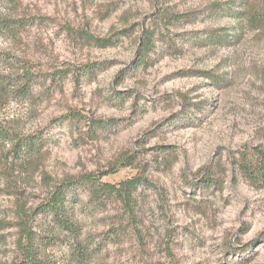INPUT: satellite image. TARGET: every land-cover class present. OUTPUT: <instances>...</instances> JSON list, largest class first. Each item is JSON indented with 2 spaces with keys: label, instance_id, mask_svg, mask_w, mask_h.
Instances as JSON below:
<instances>
[{
  "label": "rangeland",
  "instance_id": "374dc122",
  "mask_svg": "<svg viewBox=\"0 0 264 264\" xmlns=\"http://www.w3.org/2000/svg\"><path fill=\"white\" fill-rule=\"evenodd\" d=\"M227 1H18V14L34 23L19 40L0 35V57L27 64L38 80L36 99H2L0 126L25 136L44 133L51 153L44 171L55 182L89 175L119 190L128 180H145L136 192L133 218L116 191L95 206L78 189L83 238L92 237L101 248L87 264H264V190L243 180L233 164L247 146L264 147V34L247 27L236 45L214 46L204 38L219 28L233 34L238 24L230 14L204 12L176 27L160 16L164 10L187 14ZM8 14L15 15L0 4V16ZM147 31L155 48L132 69ZM10 66L2 62L0 70L9 72ZM201 72L230 83L213 86ZM178 94L205 108L170 121L184 109ZM60 118L64 121L55 123ZM95 119H113L115 125L93 135ZM159 148L179 155L173 171H164ZM220 158L227 168L224 189L196 187ZM183 170L195 185L187 184ZM11 186L25 190L28 207L49 193L40 174L28 183L2 178L0 219L8 222H15ZM2 234L0 263L17 254L16 229ZM229 244L245 249L233 252ZM55 253L68 262L65 248Z\"/></svg>",
  "mask_w": 264,
  "mask_h": 264
},
{
  "label": "trees",
  "instance_id": "16d2710c",
  "mask_svg": "<svg viewBox=\"0 0 264 264\" xmlns=\"http://www.w3.org/2000/svg\"><path fill=\"white\" fill-rule=\"evenodd\" d=\"M19 0H0V4L9 5L15 15L8 14L0 16V35H7L13 40H19L24 30L33 24L31 16L18 14ZM204 12L210 17L219 16L221 13H228L237 21L238 26L231 34L228 28L211 30L206 42L214 46H234L240 41L241 33L247 27L264 34V0H244L238 3L236 0L227 2H214L204 10H197L187 14H179L175 11L164 10L161 18L167 25L176 27L180 23H191L197 20ZM124 19L127 20L126 15ZM87 40L97 43L100 47L107 44L99 38L87 37ZM155 48L153 44V33L147 31L140 46L137 62L133 68H138L145 62L147 55ZM1 56V55H0ZM16 57H0V64L10 63V71L0 70V101L4 98H14L33 103L36 97L33 94V87L38 81L35 74L28 68L27 64ZM127 71L119 76L124 79ZM208 77L213 86L218 87L221 83H230V80L223 76L215 75L212 72H201ZM79 81V77H77ZM116 92L115 90H113ZM134 92H124L131 95ZM140 96V95H138ZM183 101L184 109L170 119H176L181 114L185 117L192 108H205L202 104H193L187 96L178 94ZM139 98H135L137 102ZM64 118L55 120V123L63 122ZM115 125L113 119L105 121L95 119L91 123L93 135L100 131H107ZM49 140L41 131L25 136L3 129L0 126V180L5 178H15L18 182L28 183L35 180L40 174L43 181L49 187L47 197L37 206H29V198L25 190L20 187L13 188L7 192L10 196H15L16 210L14 211L15 222L0 219V243L3 239L2 232L8 228H15L17 235V254L11 261L0 264H87L100 252L99 244L95 243L92 237L83 238V229L78 220V211L84 205V200L80 196L78 189L88 192L89 202L95 206H101L105 200L102 195L115 193L121 196L125 207L131 217H135V207L139 204L136 192L140 185L145 183L141 177L128 180L121 184V189H117L108 184H101L89 175L84 177L66 176L61 180H55L49 173L44 171L45 165L51 153L48 150ZM158 152L163 153L162 164L164 171H173L179 162V155L174 148H159ZM237 167V172L249 185L259 190H264V147L247 146L239 157L233 160ZM185 181L188 185H195V181L190 179L186 170H183ZM227 178V168L225 162L220 158L215 165L204 170V176L195 185L206 188H217L222 191ZM14 183H17L14 181ZM190 207V205H189ZM44 218L42 221L40 218ZM65 248L68 262L60 260L55 251ZM228 249L233 252H242L245 248H236L229 244Z\"/></svg>",
  "mask_w": 264,
  "mask_h": 264
}]
</instances>
